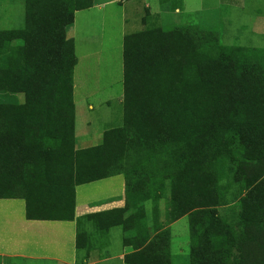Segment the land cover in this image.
Returning a JSON list of instances; mask_svg holds the SVG:
<instances>
[{
	"label": "trees",
	"instance_id": "16d2710c",
	"mask_svg": "<svg viewBox=\"0 0 264 264\" xmlns=\"http://www.w3.org/2000/svg\"><path fill=\"white\" fill-rule=\"evenodd\" d=\"M92 4L26 0L24 27L0 30V181L76 185L123 174L124 207L103 223L85 217L98 230L123 225L125 264H172L168 228L151 227L143 209L169 182L170 218L188 217L189 264H264V47L221 44L195 25L126 35L123 122L100 145L75 149L74 107L50 103L47 83L73 70L66 27ZM235 201L231 222L217 215ZM83 235L77 220V250Z\"/></svg>",
	"mask_w": 264,
	"mask_h": 264
},
{
	"label": "crops",
	"instance_id": "0c3cea01",
	"mask_svg": "<svg viewBox=\"0 0 264 264\" xmlns=\"http://www.w3.org/2000/svg\"><path fill=\"white\" fill-rule=\"evenodd\" d=\"M4 1L10 5L13 4V9L21 8L25 18L23 4L26 0ZM92 1L93 4L90 7L75 11L73 22L66 27V38L73 40V52L76 60L73 70L66 73L50 74L47 83L50 103L71 104L74 107L75 149L100 145L104 131L116 126L111 122L110 116L108 119L106 118V114H110L109 110L114 105L113 103L117 102V105L121 106L120 112L123 116L124 37L138 32L142 28L156 26L154 20L157 18L163 20L170 15L184 17L186 13L197 12V9L187 6L186 0ZM109 6H113V8H108ZM79 14L85 17L82 18V26L87 30L91 29L90 33L97 32L99 28L98 34L89 35L92 36L91 38L84 34V38L82 37L80 40L85 41L89 38L95 40L97 37L102 40V43H99L95 48L86 46L78 56L76 42L78 39L77 15ZM115 18L118 19V23ZM106 21L111 23V32L114 33L111 37V45L107 44L103 37ZM128 23L133 25V31L129 33L123 28L124 26L126 28ZM117 47L120 48L119 56H113L111 52ZM96 56H99L100 60ZM85 57L91 59L89 66V60L87 62V69L91 70L92 74H87L80 68L79 61ZM94 74L96 77L93 76ZM81 84L86 85L82 86V90H78ZM115 84L116 86H114ZM102 107L108 111L99 113L98 110ZM95 111L99 115L91 113ZM93 121L96 123L101 121V123L97 128L95 127L89 132L85 131V123L91 124ZM6 182L21 185L24 194L10 195L0 192V264H15V262L125 264V255L131 252V247L123 245L121 241V235L124 234L121 224L110 225L108 223L110 227L103 234V237L109 235L115 227L120 230V243L115 250L109 249V238L101 242L98 238V241L91 242L93 239L89 235L85 237L84 244L80 249L77 250L76 247L77 220L82 221V232L83 230L87 232V227L84 225L85 216L102 214L99 217L103 223L107 219L104 215L124 207L125 178L123 174L76 185ZM181 219L183 217L176 222ZM147 221L150 224L149 217ZM173 225L174 223L170 227ZM94 229L93 231L98 234L96 226ZM172 242L173 239H171V245Z\"/></svg>",
	"mask_w": 264,
	"mask_h": 264
},
{
	"label": "rangeland",
	"instance_id": "374dc122",
	"mask_svg": "<svg viewBox=\"0 0 264 264\" xmlns=\"http://www.w3.org/2000/svg\"><path fill=\"white\" fill-rule=\"evenodd\" d=\"M187 6L189 8L197 9L196 13H186L184 17L181 16H173L170 15L169 17H165L163 20L162 18H157L154 20V24L158 27L162 28H172V27H183L185 25H195L198 27L207 28L209 30H214L217 32L218 41L221 44L225 45H241V46H254V47H263L264 46V0H186ZM13 4H8L4 0H0V30H18L24 27L25 18L23 16L21 8L15 7L13 9ZM25 9V4H23ZM113 8V6H109L108 8ZM12 8V9H10ZM148 13V11H146ZM162 16V15H161ZM163 17V16H162ZM85 18L83 15H77V42H76V53L79 56L82 49L86 46L88 47H97L99 43H102L101 39L95 38V40L90 39L93 34H98L97 32L90 33L85 29L82 24ZM117 18L115 21L117 22ZM107 25L105 28V33L103 37H105V41L107 44L111 45V37L114 33L111 32V23L106 21ZM118 23V22H117ZM159 23V24H158ZM86 27V26H85ZM129 33L133 31V25L128 23L123 27ZM95 30V29H94ZM143 30V28H142ZM93 31V30H92ZM118 33V32H117ZM87 34L89 40L82 41L80 38ZM106 35V36H105ZM84 38V37H83ZM89 41V42H88ZM113 56H119L120 48H114L111 52ZM104 55V53H102ZM98 59L100 60L99 56ZM90 58V57H89ZM85 57L79 61L81 64V70L85 73H91V70L87 69V62L88 66L91 64V59ZM93 58V57H92ZM114 67V66H113ZM112 67V68H113ZM111 68V69H112ZM81 76V74H79ZM96 77V75H93ZM86 84L79 85L78 90H82V86ZM116 86V84L114 85ZM18 101H23L22 93L17 95ZM5 100V99H4ZM9 98L6 99L8 101ZM114 105L109 110L110 114H106V118L110 116L111 122L113 125H121L123 122V116L120 112L121 106L113 103ZM99 113L104 111L103 107L99 108ZM92 114L99 115L98 112H91ZM106 113V112H105ZM92 116V115H91ZM101 121L96 123L93 121L91 124L85 123L84 130L89 132L95 127L97 128L100 125ZM115 126V127H116ZM78 127V126H77ZM118 127V126H117ZM144 170L140 169L141 173V182H147L148 184L151 183L150 176H152V168L148 166V162H145V165H141ZM154 173V172H153ZM157 174V173H156ZM130 177V184L131 188L128 191L127 200L128 202H132L134 199V183L135 178L133 175ZM143 180V181H142ZM157 187V186H156ZM0 192L14 195V194H24V189L21 185L14 183V182H6L0 181ZM232 192H235V188L232 186L227 191L226 200L231 199ZM156 193L158 194V198L154 200L153 197L150 200L145 201L143 204V209L146 213V218L149 217V222L151 227L160 225L162 228L167 227L169 231L170 237V252L172 264H189V252H190V244H189V226H188V217L187 215L183 216L179 222L176 220L172 221L170 218V200H171V192L169 189V182L166 183V186L163 187L162 190H157ZM125 204V201H124ZM126 208L124 215H129L132 212V207ZM216 213L220 218H226L227 222H231L234 216H236L240 211V204L238 201L234 203H226V204H219L215 207ZM124 211V210H123ZM148 216V217H147ZM136 217V216H135ZM140 219V217H138ZM180 219V218H179ZM178 220V219H177ZM140 221V220H139ZM176 222V223H175ZM82 223V221H81ZM95 222L93 219H90V216L85 217L84 225L87 227V232H84V238L86 236H90L93 239L91 242L98 241L99 242L109 238L110 240V247L109 249L115 250L120 243V230L115 227L112 229L109 235L103 237V234L106 232L105 226L104 229L98 230V234L95 233L94 224ZM174 225L172 227L171 224ZM82 228V227H81ZM123 231V225L121 227ZM86 233V234H85ZM123 235H121V241L123 242ZM171 239H173L171 245ZM15 264H30V263H23V262H15Z\"/></svg>",
	"mask_w": 264,
	"mask_h": 264
}]
</instances>
